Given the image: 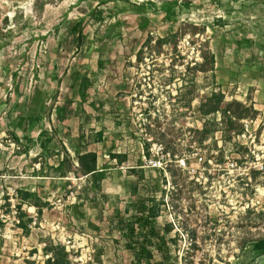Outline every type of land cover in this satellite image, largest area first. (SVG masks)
<instances>
[{"label":"rangeland","instance_id":"obj_1","mask_svg":"<svg viewBox=\"0 0 264 264\" xmlns=\"http://www.w3.org/2000/svg\"><path fill=\"white\" fill-rule=\"evenodd\" d=\"M137 4L141 14L133 12ZM173 34L175 49L171 43L158 52L153 42L136 63L148 36ZM208 50L214 71L201 73L195 67ZM213 91L259 112L241 121L245 138L232 135L223 144L216 134L220 151L211 141L194 143L193 130L202 128L196 109ZM97 113L116 138L117 148L110 140L108 148L128 161L117 165L98 151L99 165L108 167L102 185L108 198L81 201L87 219L79 220L72 206L86 179L38 178L37 171L41 163L44 174L48 164L57 165L60 157L50 151L63 141L73 153L89 144L100 126ZM43 128L61 144L42 150L36 140ZM13 134L29 141L17 145ZM156 145L188 158L198 173L179 169L175 160L166 172L147 167L144 159L161 157ZM198 158L205 163L196 169ZM139 161L147 180L160 186L161 221L173 225L176 264H264V255L251 251L264 238V0H0V264H44L46 241L70 242L72 264H131L109 220L112 206L123 209L136 199L128 193L136 182L128 168ZM18 190H34L47 204L40 214L21 206L32 218L27 231L14 220Z\"/></svg>","mask_w":264,"mask_h":264},{"label":"trees","instance_id":"obj_2","mask_svg":"<svg viewBox=\"0 0 264 264\" xmlns=\"http://www.w3.org/2000/svg\"><path fill=\"white\" fill-rule=\"evenodd\" d=\"M81 2L88 0H80ZM129 2L130 0H123ZM163 1V0H156ZM138 5V6H137ZM133 12L141 14L144 6L137 4ZM185 3L184 6H188ZM197 27H195V32ZM193 32L191 35H195ZM178 34L169 35L167 37H158L155 40L152 36H148L141 50L136 55V63L143 61V54L146 49L154 47L156 51L160 52L165 45H172L174 49L177 47ZM202 63L196 64L195 69L201 73L213 72L215 67V57L208 50L207 53L201 54ZM56 96L53 97L52 103L56 102ZM195 96H188L187 106H191ZM53 106V104H52ZM201 118V129L193 130L197 136L194 143L198 147H205V142H213V148L220 149L217 146L215 135L220 133L222 135V142L225 144L231 141L232 135H240L243 133V125H240L243 120L256 119L259 112L254 109L253 105H247L238 100L227 101L222 92H212L209 96L200 100V104L196 109ZM221 116L220 121H217V116ZM120 121V119H119ZM55 138V135H49L46 129H42L38 135L37 142L42 150L47 149V146ZM89 143H102V149L107 152L109 158L116 161L117 165H122L128 161L126 154L112 153L113 149L108 148V140L104 136L103 131L88 135ZM93 139V140H92ZM13 141L15 144L27 143L28 137L20 138L13 134ZM146 146V155L149 156V147ZM85 146H83L84 148ZM86 148V147H85ZM82 149L74 151V158L70 155L65 146L62 145L61 152L62 159L58 162L56 167H51L55 174L66 175L69 172L76 174L80 178L86 179V186L81 191V194L76 198L78 203L72 206L73 215L79 219H87V214L84 209V199L90 202L100 201L103 197L108 198L102 194L103 182L107 179L108 167L106 164L99 166L98 154L93 151H81ZM24 153H28V147L24 146ZM51 156L60 155L54 150L50 151ZM133 167H129V173L136 176V182L131 184L128 188V193L133 198V201L128 202L123 209L112 206L113 210L110 215V229L116 233L126 244L132 256L131 264H176L174 255L170 250V243H176V239H171L173 225L167 222L162 223L165 202L163 197L157 198V192H160V186L156 180H147L144 171L142 170L141 162ZM43 164L41 163V170ZM253 177L256 171H253ZM145 184H142V183ZM143 191V192H142ZM17 198L19 205L18 219L19 228L27 231L32 219L25 213L21 212V206L27 204L37 209L38 214L47 206L42 199L31 190H18ZM1 226V224H0ZM43 247V253L47 256L45 264H72L69 254L66 252L63 245L54 244L51 241H46ZM251 251L258 255H264V238L253 241L251 243Z\"/></svg>","mask_w":264,"mask_h":264},{"label":"built area","instance_id":"obj_3","mask_svg":"<svg viewBox=\"0 0 264 264\" xmlns=\"http://www.w3.org/2000/svg\"><path fill=\"white\" fill-rule=\"evenodd\" d=\"M248 131H249L248 130V127H247V125H245V132H248ZM236 137L239 138L240 136L237 135ZM241 137L242 138H245L246 137V135H245L244 132L241 134ZM155 148L158 151L161 152V157H159L157 155L156 157H151L148 160L144 159V162H145V164H146L147 167H149L151 169H156V170H159V171L166 172L167 162L168 161H174L175 160V164H176V166L179 169L185 170L189 174H193V175H195V174L198 173L197 170H195V168L192 165L188 164V158H178L175 155L167 152L165 149L163 150V147L161 145H159V146L156 145ZM204 163L205 162H204V160L202 158H198L197 161L195 162V165L197 167L196 169H199L200 166L204 165ZM208 163L209 164H212V161L211 160H208ZM236 165H237L236 163L230 162V163H227L226 164V168L227 169H230V170H233L236 167ZM15 199L18 201L17 191H16ZM18 205H19V202L15 206L16 209H17V206ZM14 214H15L14 220L16 221V224L19 226L18 209H17V211L14 212ZM59 244H61V243H59ZM69 244H70V242H67L65 245L64 244H61V245L64 246V248H65V250H66V252L68 254H70V252H71V248H70ZM46 257L48 258L49 256H46Z\"/></svg>","mask_w":264,"mask_h":264},{"label":"crops","instance_id":"obj_4","mask_svg":"<svg viewBox=\"0 0 264 264\" xmlns=\"http://www.w3.org/2000/svg\"><path fill=\"white\" fill-rule=\"evenodd\" d=\"M56 107V106H55ZM53 111H54V109H53ZM102 116H103V114H101V113H97L96 115H95V121H97L98 120V123H100V124H97V125H100V126H96V130L93 132V133H96V132H98V131H100V130H102L103 131V134H104V136L107 138V140L109 141H114V147H116L117 148V145H115V141H116V138H115V135H114V133H107L106 132V130H105V128H104V126L101 124V122H102ZM116 121H119V119H116ZM43 129H45V128H43ZM52 128L50 127V130H51ZM53 129H54V131H56V127H55V125L53 124ZM201 129V128H200ZM50 130H47V131H50ZM41 132V130L39 131V133ZM39 133L37 134V137H38V135H39ZM56 133V132H55ZM218 134V133H217ZM216 138V137H215ZM217 139V138H216ZM36 142H37V140H36ZM69 143H72V141H70ZM223 143V142H222ZM50 144H61L60 143V141H58L57 140V137H55L54 139H53V141L50 143ZM62 145H64L65 147H66V143H65V141H63L62 142ZM83 146H85L82 150L83 151H93V152H97V154H99L98 153V151H101L102 150V147H103V145H102V143H87L86 145H83ZM93 146H94V149H93ZM97 148H96V147ZM219 147V146H218ZM66 149L68 150V148L66 147ZM61 150V149H60ZM60 150H55L54 149V151L55 152H61ZM81 150V151H82ZM74 151H76V149L74 150ZM82 151V152H83ZM104 153L106 152V151H104V150H102ZM68 152L70 153V155L71 156H74V153L73 152H71L70 150H68ZM112 153H117V154H120V152H115V148H113V150H112ZM99 156V155H98ZM54 157H60V159H59V161L62 159V157H63V153L61 152L60 153V155H55ZM98 160H99V158H98ZM58 161V162H59ZM99 163V162H98ZM57 165H58V163H57ZM57 165H49L48 164V169L50 170V173L49 174H47V173H45L44 174V168L47 166V163H45V164H43V168H42V170H41V168H40V170L39 171H37V177L38 178H45V179H48V178H53V177H55V176H58V178H59V176H62V177H67L68 175H70L72 172H69V173H67L66 175H59V174H55L54 172H53V170L51 169V167H56ZM100 166V165H99ZM32 191H34V190H32ZM43 201V200H42ZM44 202V201H43ZM43 210V209H42ZM40 251V250H39ZM42 253H43V248H42ZM47 256V255H46ZM45 264V263H44Z\"/></svg>","mask_w":264,"mask_h":264}]
</instances>
